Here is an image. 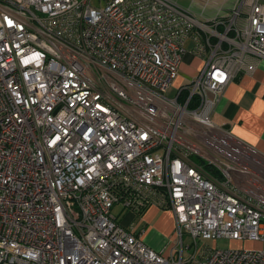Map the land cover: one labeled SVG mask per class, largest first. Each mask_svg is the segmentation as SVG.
<instances>
[{
    "label": "built area",
    "instance_id": "1",
    "mask_svg": "<svg viewBox=\"0 0 264 264\" xmlns=\"http://www.w3.org/2000/svg\"><path fill=\"white\" fill-rule=\"evenodd\" d=\"M226 1L0 0V264H264V172L236 185L213 121L264 59V3ZM118 205L171 210L179 242L155 250ZM220 237L260 246H199Z\"/></svg>",
    "mask_w": 264,
    "mask_h": 264
},
{
    "label": "crops",
    "instance_id": "2",
    "mask_svg": "<svg viewBox=\"0 0 264 264\" xmlns=\"http://www.w3.org/2000/svg\"><path fill=\"white\" fill-rule=\"evenodd\" d=\"M224 1L221 2L224 3ZM216 2L218 5L219 0ZM226 2L229 7H233L235 4V0ZM262 2L264 3V0ZM211 7L215 8L214 12H211L212 15H217L216 6ZM206 12L207 10L204 12V16L209 17L210 13ZM188 44L190 45L191 42ZM252 61L256 65V69L242 74L227 86L213 114V121L226 130L234 138L233 140L242 145L244 149L247 148L253 155L261 157L260 159L264 161V59H253ZM202 64L200 58L188 52L181 64L180 73L181 75L186 73L193 77L198 73ZM166 213L155 207L149 208L140 218L146 222L149 221V223L153 222L146 229H135L149 246L158 251L165 249L164 242L158 234L159 231L165 233L167 230L164 222L166 221L165 217L170 218L168 224L172 223V226L175 220L173 212L168 211V215ZM133 217H138V215L133 212L129 213L127 221H122V223L130 226L129 221ZM160 228H165V230H159Z\"/></svg>",
    "mask_w": 264,
    "mask_h": 264
},
{
    "label": "rangeland",
    "instance_id": "3",
    "mask_svg": "<svg viewBox=\"0 0 264 264\" xmlns=\"http://www.w3.org/2000/svg\"><path fill=\"white\" fill-rule=\"evenodd\" d=\"M222 0H219L218 5L216 6H220ZM234 0H231V2ZM179 2L181 4H183L184 6H191L194 11H196L197 13L202 12V7L200 5L201 0H179ZM209 14V17L212 18L214 15H212L214 12L213 10H215V8L210 7L206 9ZM206 12V13H207ZM189 79H191L190 75H187L186 73L182 74L180 73L178 79L175 81L174 83V88L178 89L180 86H182L184 83H186ZM172 88L168 91V93L170 95H174L176 93L175 89ZM234 143L236 144V149L239 151H242V153L245 156L246 160H242L241 158L237 157L234 158L232 165L234 166V171H233V175H234V179L236 180V185L241 186L242 188H247L249 185V182L255 179L261 178V176H259L261 174V172L259 171H263L264 172V161L263 159H260L258 157H256L255 155L252 154V152H250L247 148L244 149V147L240 144H238V142L234 141ZM263 168V170H262ZM251 171L256 175L255 177H251L248 172ZM258 171V172H257ZM167 212L166 214L168 215V211L172 212L171 210H162ZM113 212L115 214L118 215L119 220L122 222L127 221L128 215L129 213H131L132 211L129 210H123L121 211L120 206H116L113 210ZM136 215V214H135ZM141 217V214L138 215V217H133L131 221H129L130 226H134V228H138V229H146L148 226L151 225V223L153 221H151V223H149V221H145L143 220ZM166 221L165 224L167 226V230L165 231V233L159 231L158 234L159 236H161V240H163L164 242V254L167 255L169 254V252L171 251V249H173L177 243L179 242V236L178 233L176 232V225H175V220H174V224L172 226L168 224V221L170 222V218L167 216L165 217ZM159 230L164 231L165 228H160ZM185 238V243H189L191 242V238L189 237V235L187 233H185L184 235ZM199 246L202 247L203 245H210L214 248H218V249H238V248H243V247H254L257 246L259 247L260 244H256L252 241H239V240H234L228 237H220L216 240H208V241H204L199 239L198 241ZM176 255L178 256L179 254L176 253ZM188 255V253H186V256Z\"/></svg>",
    "mask_w": 264,
    "mask_h": 264
}]
</instances>
